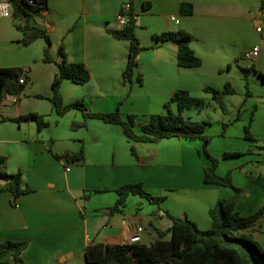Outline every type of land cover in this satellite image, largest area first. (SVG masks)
<instances>
[{"label": "crops", "instance_id": "obj_1", "mask_svg": "<svg viewBox=\"0 0 264 264\" xmlns=\"http://www.w3.org/2000/svg\"><path fill=\"white\" fill-rule=\"evenodd\" d=\"M124 2L131 4L142 46L130 81L123 76L129 42L111 33ZM183 5H191V12H182ZM15 23L0 18V68L20 69L29 81L19 95L0 100V158L6 159V172H20L32 192L16 199L0 192V240L26 241L25 264H88L87 245L127 243L138 227L140 242L152 243L157 231L172 225L166 213L210 228L209 210L233 190L204 183L203 169L211 162L200 153L202 140L132 142L120 125L97 119L72 128L83 114L55 112L50 98L58 67L43 62L45 41L24 45ZM262 23L264 0H47V9L32 18L49 34L53 58L63 46L67 59L83 63L90 73L82 85L62 81L65 105L81 100L92 113L118 107L123 119L135 115L138 133L151 115L165 113L164 104L178 90L204 99L201 109L182 114L210 122L204 131L213 134L207 151L219 162L216 173L230 170L233 184L242 189L235 204L241 216L264 205V28L256 31ZM177 30L191 35L198 67H179L176 43L156 38ZM254 45L258 56L243 58ZM241 68L254 71L245 75ZM208 87L217 91L216 98ZM171 111L177 113L175 103ZM28 113L43 116L48 126L38 131L33 121L15 120ZM80 152L83 160L66 158ZM124 184H140L162 200L155 204L130 194L120 212L109 213L118 198L115 190ZM251 234L264 252V214L260 231Z\"/></svg>", "mask_w": 264, "mask_h": 264}, {"label": "trees", "instance_id": "obj_2", "mask_svg": "<svg viewBox=\"0 0 264 264\" xmlns=\"http://www.w3.org/2000/svg\"><path fill=\"white\" fill-rule=\"evenodd\" d=\"M12 5L13 17L21 22H16L15 27L21 34V42L29 45L36 39L45 41L43 50V62L55 63L58 73L54 77L51 89L52 102L55 112L61 116L68 110L76 109L82 112V122H72V128L85 126L86 120L97 119L108 124H117L122 128L125 137L132 142H158L169 138L201 139L203 154L211 165L203 169V181L206 184L229 187L233 194L228 198L220 199L214 207L209 210L211 226L201 230L197 225L187 218H174L168 213L166 215L172 220V225L167 231H157L158 238L150 243H124L116 245L89 244L85 248L84 257L88 264H264V252L258 243L252 239L254 232L260 231V222L264 214V205L249 216H241L235 211V204L242 189L236 187L232 182V172L229 170L223 176L216 173L218 160L207 151V145L211 138L205 135V127L208 121H192L183 116L187 108L201 109L204 99L194 97L186 90H178L169 101L164 104V114H153L149 121L140 126V131H135V115H127L122 118L119 109L109 113L89 112L81 101L63 104L60 94V86L63 80H70L75 84H85L90 79V73L83 63L71 62L63 46L58 48L57 59L50 54L51 40L49 34L42 28L32 24L33 15L47 9V0H9ZM132 10V8H131ZM184 13L191 12V5L181 6ZM134 19L131 17L128 23L111 31L117 39H125L129 42V54L124 70V81H130L133 70L137 65V57L142 50L139 40L134 34ZM157 40L163 42H174L177 45V65L179 67H198L201 60L190 47L192 37L189 33L177 30L175 32H164L158 35ZM247 75L254 69H243ZM20 71V72H19ZM24 77L28 83V77L17 68H0V100L6 95H19L26 84H19L18 79ZM141 81V80H140ZM216 98L217 91L206 88ZM224 92H229L226 85ZM177 106V113L171 111V104ZM16 121H33L37 130L40 131L48 126L43 116L36 113H28L20 116ZM248 139L252 140L249 128H245ZM131 152L136 155L134 145ZM238 154L226 153L225 156H236ZM71 161L83 160L82 152L66 155ZM6 159L0 158V192H8L16 199L22 194L32 192V189L24 184L20 172L10 174L5 170ZM99 192V191H97ZM116 203L107 209L109 213L120 212L125 206L127 197L138 195L151 203L159 204L162 198L154 197L145 191L140 184H124L119 186ZM155 214V213H153ZM246 233H249L247 236ZM170 235L168 240L164 237ZM26 241L0 240V264H25L22 254L27 248Z\"/></svg>", "mask_w": 264, "mask_h": 264}, {"label": "built area", "instance_id": "obj_3", "mask_svg": "<svg viewBox=\"0 0 264 264\" xmlns=\"http://www.w3.org/2000/svg\"><path fill=\"white\" fill-rule=\"evenodd\" d=\"M11 16H13L11 2L9 0H0V18H9ZM131 17L133 18L132 12H131V4L130 2H124L121 5L120 11L116 15L117 29L124 27L128 23ZM263 28H264V23L259 25L256 28V31L259 33L263 30ZM258 54H259V47L257 45H254L251 47L249 51L244 53L243 58L247 60H253L258 56ZM18 83L26 84L27 82L24 77H20L18 79ZM140 232H142V228L138 227L136 233L133 234L129 238V243H139L140 242V234H139Z\"/></svg>", "mask_w": 264, "mask_h": 264}, {"label": "rangeland", "instance_id": "obj_4", "mask_svg": "<svg viewBox=\"0 0 264 264\" xmlns=\"http://www.w3.org/2000/svg\"><path fill=\"white\" fill-rule=\"evenodd\" d=\"M9 20L10 21H12V22H21L19 19H17V18H15V17H13V16H11V17H9ZM205 102V101H204ZM205 105H206V103H205ZM208 111L210 112V113H212V110L211 109H208ZM205 130H206V128H205ZM207 134V136H209L210 138H211V136L213 135L212 133H205V135ZM219 163V162H218ZM165 236H167L166 238L164 237V239L165 240H168L169 238H170V235H168V234H166ZM158 238V237H157ZM154 242V241H153Z\"/></svg>", "mask_w": 264, "mask_h": 264}, {"label": "water", "instance_id": "obj_5", "mask_svg": "<svg viewBox=\"0 0 264 264\" xmlns=\"http://www.w3.org/2000/svg\"><path fill=\"white\" fill-rule=\"evenodd\" d=\"M20 72V71H19Z\"/></svg>", "mask_w": 264, "mask_h": 264}]
</instances>
